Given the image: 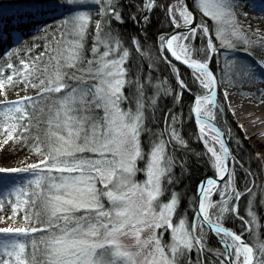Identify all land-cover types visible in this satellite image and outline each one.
Wrapping results in <instances>:
<instances>
[{
  "label": "snow or ice",
  "instance_id": "snow-or-ice-1",
  "mask_svg": "<svg viewBox=\"0 0 264 264\" xmlns=\"http://www.w3.org/2000/svg\"><path fill=\"white\" fill-rule=\"evenodd\" d=\"M240 7L239 0H141L128 15L140 31L124 36L112 25L125 22L119 0H0V45L7 46L0 56V147L11 141L27 148L18 166L0 167V222L11 224L0 227V264H264V242L254 251L243 238L257 221L256 192L237 189L240 162L213 123L216 110L223 112L218 95L227 99L224 85L264 82V56L248 63L235 55L239 47L249 56L255 46L264 52V39L242 29ZM154 10L170 31L149 46ZM259 10L264 14V0ZM53 26L55 47L33 55L40 45L25 36ZM138 58L149 68L167 65L176 86L153 83L151 73L144 80L140 67L133 71ZM176 62L198 87L187 118L217 177L202 180L189 198L191 220L173 187V169L186 165L176 153L188 149L181 99L192 91ZM16 87L36 95L17 92L11 100L8 89ZM168 97L173 107L161 128L156 114ZM243 196L250 219L240 214ZM231 220L240 221L239 234L226 226ZM210 235L223 251L207 246Z\"/></svg>",
  "mask_w": 264,
  "mask_h": 264
},
{
  "label": "trees",
  "instance_id": "trees-1",
  "mask_svg": "<svg viewBox=\"0 0 264 264\" xmlns=\"http://www.w3.org/2000/svg\"><path fill=\"white\" fill-rule=\"evenodd\" d=\"M141 0H119L120 8L122 9V13L124 16V23L123 24H116L114 27L117 29L121 34L124 36H127L129 34L139 33L140 29L132 23V21L128 18L129 13L134 12L135 8L134 5L139 4ZM166 2H174V0H166ZM250 19H255V17H250ZM246 21V23L251 27L252 21ZM163 12L154 10L152 14V19L150 24L147 26V33H148V45L151 46L153 42L156 40L158 35L166 34L170 29L168 28V25L166 23H163ZM264 22V21H262ZM37 43V42H34ZM150 61L148 59H137L135 64L133 65V71H135V68L138 66L140 67L142 71V77L144 80L147 79L149 73H151L153 78V83L156 82L157 79L159 80H166L167 84L169 86L175 87V79L176 77L172 75L171 69L165 65V64H159L156 66H153L149 68ZM177 66L180 69V78L185 81V83L188 84V87L192 89L191 92H185L182 99H181V105L183 108V116L182 119L184 121L183 128L181 131V135L184 137V139L188 142V149H180L177 151L176 155L179 160V158L183 157L186 160V165L181 169L179 164H177V167L173 169L175 176H176V182L174 183L173 187L177 193L180 194V207L182 209H188V218L191 220L192 218V212L190 210L191 204L190 199L191 197H194L196 195V190L198 184L205 179L206 177L210 175H215L213 173L215 170L211 165V162L208 159L209 155H204L205 149L203 145L200 143L199 140H197V134H198V128L194 121V118L189 120L188 113L189 108L193 104V94L198 91V87L194 86L191 81V70L182 67L177 64ZM221 93V89L219 90ZM126 93L128 94V88L126 86ZM219 103L223 106V115L226 117V122H222L221 118L218 117L217 123H219L224 130H230L229 136L233 138L234 130L239 133V136H241L239 129L233 122L232 116L230 115L229 110L227 109V106L225 104V101L223 99L222 94L218 95ZM159 107L163 111L157 112V117L161 119V122L159 123V127H163L162 124V117L165 111L167 109L173 107L172 98L168 97L167 99H161ZM179 107L175 108L174 111H179ZM150 127H153L154 129L157 127V125H149ZM235 139V137H234ZM234 142V141H233ZM245 143V146L242 147L243 151L239 153V151H236V149L232 148L234 156L236 159L240 162V164H243V168L247 170V172H251L252 175L250 177L257 180L258 174L256 173V169H260L257 158L251 153L249 149V146L247 145V142L243 140ZM234 146V145H232ZM235 147V146H234ZM236 148V147H235ZM5 151V150H3ZM2 151V152H3ZM187 151V155L185 156V152ZM7 159V158H6ZM4 158L3 161H6ZM239 164V163H238ZM256 168V169H255ZM256 170V171H255ZM239 176V173L242 172L236 171ZM259 175L262 174L261 171H258ZM243 176V174H242ZM247 175L244 174V178L240 179V177H236V186L240 191H244V181H246ZM251 181H249L250 183ZM257 203V202H256ZM254 201V209L257 211L256 204ZM247 207V196H243L240 199V214L245 217V219H250L246 213L243 211V209H246ZM258 214L260 213V210H258ZM226 226L230 227L231 229L237 231L239 234L241 223L239 220H231L226 222ZM244 239H247L249 242L252 243V237L250 234H245ZM207 246L209 248L217 249L220 248V245L217 242V239L210 235L208 238ZM221 251H223L222 248H220ZM193 260H195V253L192 254ZM206 258H212L211 254H206Z\"/></svg>",
  "mask_w": 264,
  "mask_h": 264
},
{
  "label": "rangeland",
  "instance_id": "rangeland-1",
  "mask_svg": "<svg viewBox=\"0 0 264 264\" xmlns=\"http://www.w3.org/2000/svg\"><path fill=\"white\" fill-rule=\"evenodd\" d=\"M240 4L242 5V7L237 9V12L239 13L238 19L239 22L242 26V29L251 37V39L253 40H257V39H264V14H262V12L259 10V5L262 2V0H256V8H253V4L250 2V0H239ZM120 7V5H119ZM250 17H255V19H250ZM203 19H207L206 17H202ZM95 19H99V17H95ZM252 21V25L251 27H249V25L246 23V21ZM51 23V21H50ZM116 22L113 21L112 25L113 28L116 26L115 24ZM56 32L55 27L53 26L52 28L49 29V32L47 34L39 32L36 33L35 36L33 35H26L25 36V40L28 44H33L34 42L39 43V47L34 48L33 49V55H35L36 53H39L41 51H43L45 46H48L49 48H54L55 47V39L53 37V34ZM42 36H46V38L44 40H41ZM92 43V39L91 37L88 38L87 44L90 47ZM250 51L253 53L252 56H249L247 54V52L244 50L243 47H239L237 49V51L235 52V55L238 56L241 60H244L245 62L251 63L254 59V57H260V56H264V52L261 51L259 46H255L253 48L250 49ZM5 50L2 51L0 53V56H3ZM195 58V57H194ZM44 63L49 65V74H51L53 72V67L52 65L48 62L47 58H45ZM0 64H3V60L0 59ZM7 74V73H6ZM22 87V86H20ZM20 87H16L15 89H8V98L9 99H13L15 97V99H17V95L16 93L19 92L20 96H24V95H32L35 96L36 95V90H32L29 89L27 92H23L20 91ZM226 89H228V93L234 94L235 98L237 100H239L240 103H242L243 105H247L248 107H257V105L260 103L262 94L264 92V82H260L257 81L254 84H240V83H236L235 86H228V85H224L223 89H221V93L225 92ZM125 94L126 93V88H125ZM219 97V96H218ZM0 99H3V97L1 96ZM224 99V98H223ZM225 104L227 106V109L230 112V115L232 116L233 122L235 123V125L237 126V128L240 131L241 136H239V133L237 131L234 130L233 133V138H231L229 135V131L225 130L228 137H230L231 140V145L232 148L236 149V151H239V153H241L243 150L242 147L245 146V143L243 142L246 141L247 145L249 146V149L251 151V153L257 158V160L259 161V167L260 169H256L258 171H261L262 174L259 175L258 171H256V173L258 174L257 180L250 177L247 172L245 171L244 168L240 167V163L236 165V171H242L239 173V176H237V172H236V177H240V179L244 178V174L247 175L246 177V183H244V187H252L253 191L256 192V197H255V203L258 204V206H256L257 211L253 208V211L256 214V224L252 225V231L251 232H246L245 234H250L252 237V243L249 242L247 239H245L246 243L250 244V246H253L254 251H257L256 245L259 242H264V204H261V197L264 196V153L262 152L261 149L257 148L256 145L254 144L252 138L250 137V135L246 132V130L244 129V125L242 123V121L240 119H238V117L236 116V114L232 111L231 107L228 105V100L224 99ZM194 102V101H193ZM218 103H219V99H218ZM220 104V103H219ZM126 106V105H124ZM221 118L222 122H226V117H224L223 112H221L219 109L216 110L215 113V120L214 122L217 123V120ZM46 119V117H45ZM218 125H220L219 123H217ZM45 126L42 124L41 128L43 129ZM198 128V126H197ZM235 137V139H234ZM234 141V142H233ZM200 143L203 145L205 152H206V148L203 144V142L200 141ZM12 142H9V146H2L0 147V167H5L7 165L13 164L15 166H18L20 164V162L25 158V155L27 153V148L23 149V150H19L18 146L17 147H11ZM218 148V145H217ZM5 150V151H3ZM242 150V151H241ZM3 151V152H2ZM245 151H243L244 153ZM245 154V153H244ZM210 156V154H208ZM4 158L6 159V161H3ZM35 159V158H33ZM32 162V161H29ZM244 166V165H243ZM215 170V169H214ZM215 173V171L213 172ZM243 174V176H242ZM236 177H235V181H236ZM137 180H143L144 176L142 173L138 174L136 177ZM227 179V178H226ZM249 181H251L249 183ZM221 184L223 182H220ZM236 183V182H235ZM237 187V186H236ZM238 189V187H237ZM239 190V189H238ZM212 199L214 201L219 200V194L216 193L213 195ZM258 210H260L261 214H258ZM243 211L246 213V209H243ZM5 212H7V209H5ZM258 225V227H257ZM0 226L2 227H6V226H11V224L9 223L8 225L4 224L3 222H0ZM148 235L147 232L143 233V237H146ZM169 235L165 234L164 236V240L167 241L169 240ZM244 238V237H243ZM124 242L126 244L131 245L133 243L132 240L125 238ZM135 250V249H133Z\"/></svg>",
  "mask_w": 264,
  "mask_h": 264
},
{
  "label": "bare ground",
  "instance_id": "bare-ground-1",
  "mask_svg": "<svg viewBox=\"0 0 264 264\" xmlns=\"http://www.w3.org/2000/svg\"><path fill=\"white\" fill-rule=\"evenodd\" d=\"M6 47H7L6 45H0V50ZM226 92L228 94L227 95L228 105L231 107L232 111L236 114L238 119L242 121L245 127L244 129L250 135L256 147L261 149L262 152L264 153V94H262L260 103L257 105V107L252 108L240 103L239 100L235 98L234 94L230 95L228 93L229 92L228 89H226ZM11 100H15V97L13 99L11 98ZM5 167H15V165L10 164Z\"/></svg>",
  "mask_w": 264,
  "mask_h": 264
},
{
  "label": "water",
  "instance_id": "water-1",
  "mask_svg": "<svg viewBox=\"0 0 264 264\" xmlns=\"http://www.w3.org/2000/svg\"><path fill=\"white\" fill-rule=\"evenodd\" d=\"M178 65H180L179 64V62H176ZM181 66V65H180ZM182 67H185L186 68V66H182ZM194 100V99H193ZM194 103V102H193ZM193 117H194V114H193ZM195 121V120H194ZM213 123L216 125V127H218L223 133H224V138H225V140H226V143H227V145H228V147H229V149H230V153H231V155H233V152L231 151L232 150V148H231V145H230V139H229V137H228V135H227V133L225 132V130H223V128L221 127V126H219L216 122H214L213 121ZM234 156V155H233ZM206 178H217L216 176H212V175H210V176H208V177H206ZM205 178V179H206ZM227 178V176L225 177V179ZM205 179H203V180H205ZM220 182H223V181H220ZM214 236V235H213ZM250 245V244H249Z\"/></svg>",
  "mask_w": 264,
  "mask_h": 264
}]
</instances>
